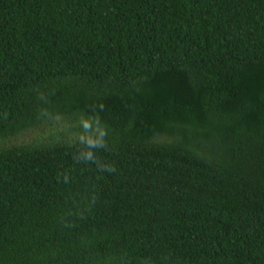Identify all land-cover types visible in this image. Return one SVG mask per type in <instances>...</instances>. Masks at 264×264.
Segmentation results:
<instances>
[{
  "label": "trees",
  "instance_id": "1",
  "mask_svg": "<svg viewBox=\"0 0 264 264\" xmlns=\"http://www.w3.org/2000/svg\"><path fill=\"white\" fill-rule=\"evenodd\" d=\"M0 264H264V0H0Z\"/></svg>",
  "mask_w": 264,
  "mask_h": 264
},
{
  "label": "rangeland",
  "instance_id": "2",
  "mask_svg": "<svg viewBox=\"0 0 264 264\" xmlns=\"http://www.w3.org/2000/svg\"><path fill=\"white\" fill-rule=\"evenodd\" d=\"M74 120L72 117H60L46 121L43 125L29 128L15 137L12 142H25L39 139L41 137H47L51 135H64L69 137H76L79 132L74 129Z\"/></svg>",
  "mask_w": 264,
  "mask_h": 264
},
{
  "label": "clouds",
  "instance_id": "3",
  "mask_svg": "<svg viewBox=\"0 0 264 264\" xmlns=\"http://www.w3.org/2000/svg\"><path fill=\"white\" fill-rule=\"evenodd\" d=\"M83 128L85 129V131H89L92 128V125L89 121L86 120L83 122ZM104 135L105 133L103 131H100L98 137L95 139H93L92 136H88L87 139H85L84 137H81L82 142L85 143L87 148L89 149L88 151H85L83 153L84 159L86 161H92L95 159L93 152L90 149L106 147V144L103 139ZM102 170H107L109 172L115 171L114 167H111V166H107L106 168H103Z\"/></svg>",
  "mask_w": 264,
  "mask_h": 264
}]
</instances>
